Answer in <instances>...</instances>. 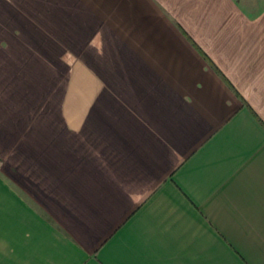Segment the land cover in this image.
<instances>
[{
	"label": "crops",
	"instance_id": "1",
	"mask_svg": "<svg viewBox=\"0 0 264 264\" xmlns=\"http://www.w3.org/2000/svg\"><path fill=\"white\" fill-rule=\"evenodd\" d=\"M70 1L119 47L0 114V264H264V0Z\"/></svg>",
	"mask_w": 264,
	"mask_h": 264
},
{
	"label": "rangeland",
	"instance_id": "2",
	"mask_svg": "<svg viewBox=\"0 0 264 264\" xmlns=\"http://www.w3.org/2000/svg\"><path fill=\"white\" fill-rule=\"evenodd\" d=\"M102 15L70 0H0V114L22 121L12 128L37 127L73 82L86 81L85 63L102 64L103 52L119 47L120 29Z\"/></svg>",
	"mask_w": 264,
	"mask_h": 264
}]
</instances>
